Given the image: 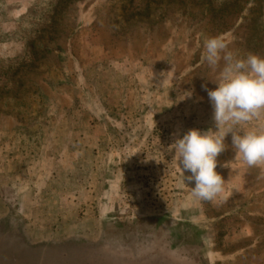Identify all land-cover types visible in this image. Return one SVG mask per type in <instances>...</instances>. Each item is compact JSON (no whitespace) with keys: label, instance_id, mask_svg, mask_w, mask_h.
Wrapping results in <instances>:
<instances>
[{"label":"rangeland","instance_id":"374dc122","mask_svg":"<svg viewBox=\"0 0 264 264\" xmlns=\"http://www.w3.org/2000/svg\"><path fill=\"white\" fill-rule=\"evenodd\" d=\"M212 37L264 58V0H0V264H264V164L229 134L202 201L173 155Z\"/></svg>","mask_w":264,"mask_h":264},{"label":"clouds","instance_id":"9594fccd","mask_svg":"<svg viewBox=\"0 0 264 264\" xmlns=\"http://www.w3.org/2000/svg\"><path fill=\"white\" fill-rule=\"evenodd\" d=\"M219 37L205 42V60L216 67L224 62L220 82L207 89L213 108L215 129H190L171 144L173 155L192 186V195L202 201H214L225 192V179L217 171L218 156L225 151L226 137L231 134V147L249 166L264 164V132L249 130L241 134L238 127L264 113V58L249 54L235 58L226 51Z\"/></svg>","mask_w":264,"mask_h":264}]
</instances>
